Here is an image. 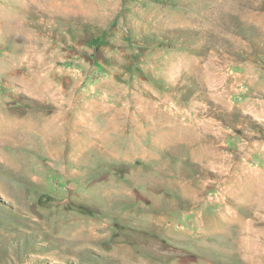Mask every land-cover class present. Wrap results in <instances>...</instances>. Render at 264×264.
<instances>
[{
    "label": "rangeland",
    "instance_id": "374dc122",
    "mask_svg": "<svg viewBox=\"0 0 264 264\" xmlns=\"http://www.w3.org/2000/svg\"><path fill=\"white\" fill-rule=\"evenodd\" d=\"M0 264H264V0H0Z\"/></svg>",
    "mask_w": 264,
    "mask_h": 264
}]
</instances>
